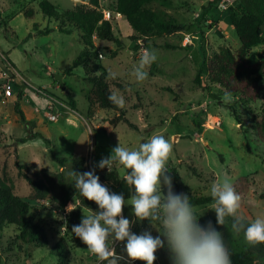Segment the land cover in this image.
Instances as JSON below:
<instances>
[{
  "label": "rangeland",
  "instance_id": "1",
  "mask_svg": "<svg viewBox=\"0 0 264 264\" xmlns=\"http://www.w3.org/2000/svg\"><path fill=\"white\" fill-rule=\"evenodd\" d=\"M36 1L39 0H0V23L2 20L9 22V27L21 38L19 41L10 33L8 35L16 41L9 39L0 24V47L5 51L10 47L12 59L29 82L22 108L35 113L34 131L43 137L29 143H17V140L28 135V131L20 123L14 129V138H10L4 128V123L9 122L10 118L6 108L0 107V174L6 173L15 193L30 202L36 212L37 222L48 236L49 246L26 244L20 239L17 226L4 224L0 227V264H59V258L54 255V246L62 238L70 250L71 264H107L89 253L82 241L75 240L67 233L69 205H72L71 210L80 206L86 215L95 212L89 206L93 201L86 200L75 188V177L70 175L75 171L72 158L85 157L87 163L84 172H87L103 157L110 156L118 143L136 149L153 135H163L173 145L166 167L168 171L179 174V182L189 198L191 195L211 196L212 183L224 177L232 185L245 177L244 186L238 193L241 196L238 214L248 221L258 216L264 217V143L249 131L247 124L260 111L263 100L246 104L239 101L238 95H231L232 102L224 103L222 98L225 90L211 84L207 75H204L202 84L195 83L205 57L210 58L222 46L234 51L240 47L230 19V14L237 12L240 0H220L219 5L212 7L209 6L214 0L150 2L145 7L156 10L161 18L185 27L177 33L151 36L138 42L132 40L135 33L122 16L113 20L115 35L123 42V48L118 49L117 44L100 40L94 52L92 69L94 75H101L105 71L116 73V78L109 80L116 94L124 99L121 109L126 112L128 123L137 129L124 121L114 128L109 121L117 114L100 109L94 117L99 115L102 128L92 134L89 126L77 115L75 124L66 123V115L71 112L66 114V109L61 107L60 110L50 108V95H41L33 88H44L46 81H55L56 75H64L63 72L71 67L84 49L79 31L64 25L70 32H61L59 23L43 15ZM48 1L57 6L60 12L74 9L78 4L77 0ZM223 3L225 8L222 7ZM115 7L116 0H101L102 11L114 12ZM30 8L36 14L32 19H27L24 11ZM47 27L52 29L51 33H40L39 30ZM136 44H139V48L134 50ZM144 48L155 49L157 60L146 69L148 79L137 82L132 73ZM98 51L104 58L97 57ZM3 57L0 55V62L4 65V70L0 68V87L9 84L16 95V81L9 82L3 76L7 71L6 65H11L7 55ZM261 59H264V44L254 47L249 54L252 63ZM49 66L54 69V77L47 70ZM115 80L121 82L125 90L114 86ZM21 84L25 87L23 82ZM60 84V89L51 91L60 97H65L64 91H69L83 111L87 104L86 94L92 87L86 79L84 68L75 69L72 76L65 75ZM262 87L264 96V83ZM3 100L0 97V102ZM9 100L11 102V98ZM57 112L60 113L58 120L50 121L48 114ZM234 112L238 113L244 124L238 123ZM46 140L51 141L50 147H47ZM52 151L58 158L67 159L64 166L54 159ZM18 161L25 165L36 164V168H24L23 171L35 180L45 181L49 194L37 197L38 192L21 175L16 165ZM112 171L119 177L123 176L124 170L120 165H116ZM108 172L107 168H96L100 183L113 193L111 184L103 179ZM161 183L163 189V178ZM64 189L73 193L66 205L62 199ZM79 197L84 199V203ZM128 199H125L126 202ZM93 205L98 209L95 202ZM210 205H194L199 224L206 226L211 221L229 247L230 242L222 225L216 223L215 212L208 209ZM123 216L135 221L131 231L137 235L149 231L155 237L162 231L158 222H153L152 226L148 220L136 221L128 204L124 206ZM125 244L126 241L118 242L115 246L117 253L125 257L119 264H134L122 253Z\"/></svg>",
  "mask_w": 264,
  "mask_h": 264
},
{
  "label": "trees",
  "instance_id": "2",
  "mask_svg": "<svg viewBox=\"0 0 264 264\" xmlns=\"http://www.w3.org/2000/svg\"><path fill=\"white\" fill-rule=\"evenodd\" d=\"M78 1L81 3L76 5L74 9L62 12L48 0H39L38 7L43 15L54 18L59 23L58 28L61 32H70V30L65 29L64 25L79 31L84 49L73 61L71 67L65 70L63 74L72 76L75 69L79 67L84 68L86 79L92 86L87 94V117H94L97 110L100 109L113 111L117 115L109 123L115 128L120 122L124 121L128 123V120L126 119V112L109 100V95L116 92L112 88V82L108 78V72L105 71L101 75H94L93 73L92 62L94 61V52L96 49L94 39L115 43L118 49L123 48V42L116 37L112 22L104 19L101 0ZM153 1L169 3V0H116L114 12L120 13L135 33L132 36L133 41L138 42L151 36L177 33L185 27L183 24L161 18L156 10L145 7ZM210 4L209 7L219 5L220 0H214ZM35 14L36 12L33 8L24 11L27 19H32ZM230 19L240 41V47L234 51L230 47L222 46L210 58L205 57L203 65L195 78V83L202 84L204 75H207L208 81L211 84L220 86L226 93L238 95L240 102L251 104L262 99L263 104L260 107V111L254 114L247 121V124L249 131L253 132L264 143V96L262 94L264 59L254 63L249 60L250 51L254 47L264 44V0H240L237 12L231 13ZM0 24L4 27L7 35L10 33L14 36L16 35L6 20H2ZM51 32L52 29L49 27L40 30L42 34H49ZM7 37L15 40L9 35ZM15 38L17 39L16 36ZM138 48L139 44L133 47L134 50ZM96 55L97 57L99 56V51ZM8 61L11 63L10 60ZM11 65L13 64L11 63ZM114 83V86L117 88L125 90L121 82L115 80ZM170 91L174 92L172 89ZM21 97L22 94L19 93L15 110L20 117L21 123L27 129L28 135L25 138L17 140V143H24L28 139L43 138L40 133L34 132V122L28 121L24 112L19 109L18 100ZM68 99L72 109H76V100L70 95H68ZM234 115L239 124H244V121H242L237 112H234ZM128 124L132 128L137 129L132 123L129 122ZM46 144L47 147H50L52 143L50 140H46ZM52 154L60 166L65 165L67 159L58 158L53 151ZM72 160L75 165V172L83 173L86 170L87 160L85 157H74ZM16 165L21 175L29 181L33 190L38 192V198L45 197L44 195L49 194V187L45 181L35 180L23 171L24 168H36L35 163L25 165L20 164L18 161ZM167 175L172 178L173 191L175 193H184L183 186L179 182V174L168 171ZM103 179L111 184L113 193L123 194L125 199L130 198L134 192L133 187L127 185L123 178H119L114 171L106 173ZM244 181H246L245 177L239 179L233 185L237 193L244 186ZM166 191V188L162 189V192L165 194ZM72 195L73 193L68 190H63L62 199L64 205L70 201ZM79 198L84 203V199L82 197ZM262 198H264V195H262ZM190 203L193 206L210 204L212 203V198L211 196L191 195ZM93 204L94 202L89 204L90 208L98 211ZM83 215L86 216L83 209L78 206L76 209L70 211L67 220V233L78 241L81 240L72 233V227L73 225L80 224ZM244 222L247 224L250 221L244 219ZM4 224L17 226L19 237L26 244L35 243L39 247L49 246L48 236L43 227L37 222L36 212L28 200L21 198L15 193L13 183L6 173L3 175L0 174V227L4 226ZM231 224L232 218H226L225 225H222V230L230 242L228 249L232 264H264V244L254 247L248 245L244 240L243 232L239 234L233 233ZM122 253L126 254L124 250H122ZM54 255L59 258V264H71L70 250L64 238L60 239L54 246ZM156 257L157 259L154 262L157 264H173L166 239L165 247L156 252ZM138 262L139 264H145L142 261Z\"/></svg>",
  "mask_w": 264,
  "mask_h": 264
},
{
  "label": "clouds",
  "instance_id": "3",
  "mask_svg": "<svg viewBox=\"0 0 264 264\" xmlns=\"http://www.w3.org/2000/svg\"><path fill=\"white\" fill-rule=\"evenodd\" d=\"M156 60L155 49L142 51L132 73L137 82L148 79L146 69ZM108 78L115 79L116 73L109 71ZM222 99L224 103L232 102L230 93H225ZM109 100L119 107L124 106L123 97L116 93L110 94ZM172 149L173 145L163 135H153L136 149L118 143L111 155L103 157L90 171L70 173L75 177L74 185L80 195L95 202L99 209L93 214L83 215L80 224L73 225L72 233L99 261L119 264L125 260L117 253L114 244L126 241L124 251L127 260L154 264L156 252L165 247L166 239L173 264H232L222 234L211 221L206 226L200 225L189 196L173 191L172 178L167 175L166 167ZM116 165L122 166L123 180L134 189L127 202L123 194L110 193L96 175V168H107L112 172ZM161 178L166 194L161 190ZM210 194L212 203L208 209L215 212L218 225H225L226 218L231 217L233 233L243 232L244 240L253 247L264 244V217L258 216L245 224L244 217L238 214L241 196L227 177L213 182ZM125 204L131 206L136 221L148 220L152 226L153 222H158L162 226L160 235L154 237L149 231L139 235L133 233L131 228L135 221L123 216ZM71 206L67 209L69 212L72 211Z\"/></svg>",
  "mask_w": 264,
  "mask_h": 264
},
{
  "label": "crops",
  "instance_id": "4",
  "mask_svg": "<svg viewBox=\"0 0 264 264\" xmlns=\"http://www.w3.org/2000/svg\"><path fill=\"white\" fill-rule=\"evenodd\" d=\"M36 2L38 3L39 1H36ZM80 3L81 2L78 1V4H80ZM8 24H9V22H8ZM15 36L17 37V39L19 41L21 40V38L17 35V33H16ZM99 41L100 40H98L96 38L94 39V44L96 45V47L99 46ZM143 47H145V46H143ZM9 49H10V47L8 48L7 51H5V50H2L1 47H0V55L6 54L7 57H8V60H10V62L13 64L12 67L18 72V74L20 76H22L26 80V83H24L25 84V87L22 86V84H21V82L19 80H16V83H17V85H16V89H17L16 95H14L13 94V91H12V94L7 98V100H3L2 102H0V107L2 109H5L6 108V111L8 113V116L10 118L9 119V122L4 123L5 131L8 133V135L10 136V138H14V133H15V130L14 129L16 127H18V125L21 123L20 117L16 113V110H15V104L17 102L18 94L19 93L22 94L21 99L18 100L19 109L24 112V114L26 116V119L28 121L34 122L35 128H36V122H35V113H33L32 111L27 112V111H25L22 108V101H23V98L25 97V89H26V86L29 85V82H28L27 78L22 75L21 71H19V69H18L15 61L12 59L13 52H12V50H9ZM12 49H14V47ZM0 68H1V70H4V65H3L2 62H0ZM47 70L51 74V76L54 77V75H53L54 69L51 66H49L47 68ZM64 77H65V75H63V78ZM61 87L62 86H61L60 82H58L57 80H55V81H46L45 82V86H44L43 89L46 91V95H50V97H51V106H50V108H53V109L56 108V109L60 110L59 107H61L63 109H66V111L64 113L68 114L69 112H71L68 115H66V118H65L66 119V123H68V124H75V122L77 121V119H76V115H77L82 120H84L85 123L89 126V132L91 134L92 133H95L96 131H99L102 128L101 124L99 123V115H97L96 117H91V118H88L87 117V113H88V102L85 105L84 110L82 111L79 108L78 101L71 95V93L69 91H67V92L64 91L65 97H60V96L54 94L51 91V89H60ZM68 95H70L72 98H74L76 100V109H72V107L69 105ZM10 98H11V102L13 103V105H11V102L9 100ZM85 98L87 100V94H86V97ZM55 114H59L60 115V113H58V112L55 113ZM61 115H63V114H61ZM22 126L24 127L23 124H22ZM106 130L107 131H110L109 129H107V127H106ZM37 139H39V138H36V139H28L25 142L29 143L30 141H35ZM104 170H106V168ZM119 178H123V176H121Z\"/></svg>",
  "mask_w": 264,
  "mask_h": 264
},
{
  "label": "built area",
  "instance_id": "5",
  "mask_svg": "<svg viewBox=\"0 0 264 264\" xmlns=\"http://www.w3.org/2000/svg\"><path fill=\"white\" fill-rule=\"evenodd\" d=\"M222 7L225 8L224 3L222 4ZM103 15H104L105 20L111 21V22H113V20L118 19L119 17L122 16L120 13L113 12L110 10H103ZM144 49H146V48H144ZM144 49H142V51ZM1 56H2V58H4L3 57L4 55H1ZM98 57L100 59H102V58H104V55L101 52H99ZM6 68H7V71L3 73V76L6 77L9 82H13V81L15 82L16 80H19L20 82L26 83V80L18 74V72L12 67V65H9V67H7V65H6ZM33 88L39 94L46 95V91L43 88H36V87H33ZM12 91L13 90L11 89V86L9 84L4 86V87H0V97H2L4 100H7V98L12 94ZM59 117H60L59 114H53V113L48 114L49 120L53 121V122L57 121ZM117 245H118V242H116L114 246H117ZM154 264H157V263L154 262Z\"/></svg>",
  "mask_w": 264,
  "mask_h": 264
},
{
  "label": "water",
  "instance_id": "6",
  "mask_svg": "<svg viewBox=\"0 0 264 264\" xmlns=\"http://www.w3.org/2000/svg\"><path fill=\"white\" fill-rule=\"evenodd\" d=\"M62 79H63V75H56V80L58 82H62ZM134 264H139L138 260L134 261Z\"/></svg>",
  "mask_w": 264,
  "mask_h": 264
}]
</instances>
